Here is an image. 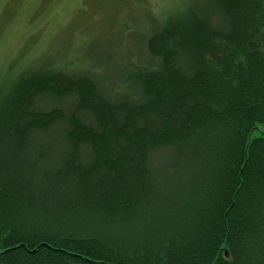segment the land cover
I'll use <instances>...</instances> for the list:
<instances>
[{"label": "trees", "instance_id": "1", "mask_svg": "<svg viewBox=\"0 0 264 264\" xmlns=\"http://www.w3.org/2000/svg\"><path fill=\"white\" fill-rule=\"evenodd\" d=\"M159 19L106 83L12 63L0 264H264V0Z\"/></svg>", "mask_w": 264, "mask_h": 264}, {"label": "rangeland", "instance_id": "2", "mask_svg": "<svg viewBox=\"0 0 264 264\" xmlns=\"http://www.w3.org/2000/svg\"><path fill=\"white\" fill-rule=\"evenodd\" d=\"M190 1L0 0V87L17 68L13 62L24 67L39 58L75 71L96 67L99 80L106 83V78L143 53V44L132 40L140 39L151 22L158 24L162 13ZM126 25L133 32L122 34ZM108 53L112 59L104 63H109L95 66V58ZM79 59L88 63L81 65Z\"/></svg>", "mask_w": 264, "mask_h": 264}]
</instances>
